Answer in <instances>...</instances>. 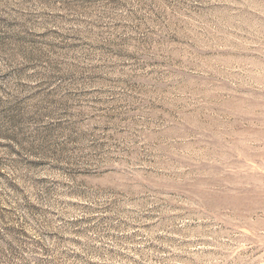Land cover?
I'll return each instance as SVG.
<instances>
[{
    "label": "rangeland",
    "instance_id": "rangeland-1",
    "mask_svg": "<svg viewBox=\"0 0 264 264\" xmlns=\"http://www.w3.org/2000/svg\"><path fill=\"white\" fill-rule=\"evenodd\" d=\"M0 264H264V0H0Z\"/></svg>",
    "mask_w": 264,
    "mask_h": 264
}]
</instances>
